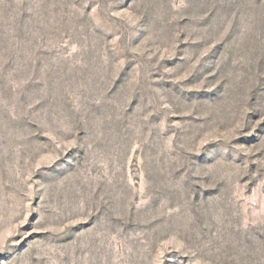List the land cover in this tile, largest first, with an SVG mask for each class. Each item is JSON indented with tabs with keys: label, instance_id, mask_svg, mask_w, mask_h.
I'll use <instances>...</instances> for the list:
<instances>
[{
	"label": "rangeland",
	"instance_id": "1",
	"mask_svg": "<svg viewBox=\"0 0 264 264\" xmlns=\"http://www.w3.org/2000/svg\"><path fill=\"white\" fill-rule=\"evenodd\" d=\"M0 264H264V0H0Z\"/></svg>",
	"mask_w": 264,
	"mask_h": 264
}]
</instances>
